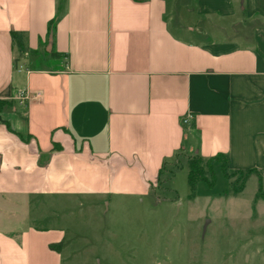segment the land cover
Wrapping results in <instances>:
<instances>
[{"label":"crops","instance_id":"crops-1","mask_svg":"<svg viewBox=\"0 0 264 264\" xmlns=\"http://www.w3.org/2000/svg\"><path fill=\"white\" fill-rule=\"evenodd\" d=\"M171 3L0 0V264H62L60 202L148 197L179 153L264 176V0Z\"/></svg>","mask_w":264,"mask_h":264},{"label":"rangeland","instance_id":"rangeland-1","mask_svg":"<svg viewBox=\"0 0 264 264\" xmlns=\"http://www.w3.org/2000/svg\"><path fill=\"white\" fill-rule=\"evenodd\" d=\"M184 1L171 0V6ZM30 59L38 68L54 60L47 46ZM193 157L179 153L168 161L148 197H112L107 206L94 198L60 202L58 215L47 218L70 221L61 223L71 245L62 264H264V200L256 199L257 177L244 184L238 175L227 181L219 163L203 162L207 178L215 169L214 188L199 183L192 191L187 175ZM232 184L240 193L233 194Z\"/></svg>","mask_w":264,"mask_h":264},{"label":"trees","instance_id":"trees-1","mask_svg":"<svg viewBox=\"0 0 264 264\" xmlns=\"http://www.w3.org/2000/svg\"><path fill=\"white\" fill-rule=\"evenodd\" d=\"M12 40H13L14 45L18 49H22V46H23L22 39L17 33H12ZM51 56L56 57L57 55L52 53ZM203 162L206 163L207 166H212V164L214 165V164L219 163L221 174L223 178L226 179L227 181L230 180L231 176L238 175L239 176L238 178L240 180L242 181L244 180L243 181V184H244L249 178V176L255 175L258 180V189L256 193V199L264 200V181H263V178L258 174L256 169H250L246 171L237 170L235 172L233 171L232 173H230L229 167H228L229 161L227 157L222 154H218L209 160H203L198 156H194L192 160L188 162L189 172L187 175V183L190 186L192 191L195 189V186L199 183L206 184L209 189L214 188V185L216 182L215 169L211 171L210 179L207 178V176L204 173V168L202 167ZM231 187H232L231 191L233 192V194H238L242 190L240 188L238 189L235 184H232Z\"/></svg>","mask_w":264,"mask_h":264},{"label":"built area","instance_id":"built-area-1","mask_svg":"<svg viewBox=\"0 0 264 264\" xmlns=\"http://www.w3.org/2000/svg\"><path fill=\"white\" fill-rule=\"evenodd\" d=\"M18 98H19V100H22V101H23V99H24V97H23L22 94H20ZM188 120H189V119H188ZM184 123H187V121H185Z\"/></svg>","mask_w":264,"mask_h":264}]
</instances>
